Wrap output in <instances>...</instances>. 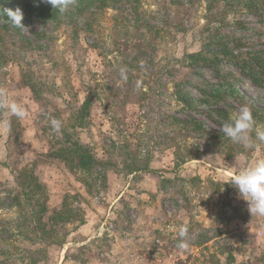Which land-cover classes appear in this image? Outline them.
Segmentation results:
<instances>
[{"label": "rangeland", "instance_id": "374dc122", "mask_svg": "<svg viewBox=\"0 0 264 264\" xmlns=\"http://www.w3.org/2000/svg\"><path fill=\"white\" fill-rule=\"evenodd\" d=\"M102 1L92 17L76 15V34L67 19L23 16L20 29L0 16V89L28 112L20 120L0 111V264H264V217L251 216L231 185L264 160V145L246 149L221 131L241 100L255 105L263 118L256 124L264 127V82L257 85L239 66L264 53V0H136L131 11L124 0ZM3 9H20V2L0 0ZM223 45L239 64L185 62L186 53L200 50L208 59ZM229 71L232 92L222 86L221 97L194 108L177 100L179 90L198 98L207 85L220 86L219 74ZM85 97L90 111L72 138L107 160L99 167L104 179L89 189L80 180L85 174L47 155L59 137L50 119L68 129ZM188 117L220 132L223 142L185 125ZM24 164L46 186L50 211L72 187L79 191L88 226L66 224L62 243H34L7 195ZM181 225L189 229L187 250L176 246Z\"/></svg>", "mask_w": 264, "mask_h": 264}, {"label": "trees", "instance_id": "16d2710c", "mask_svg": "<svg viewBox=\"0 0 264 264\" xmlns=\"http://www.w3.org/2000/svg\"><path fill=\"white\" fill-rule=\"evenodd\" d=\"M18 1L20 2L19 10L22 12L23 16H32L37 20L44 21H61L67 19L72 22L74 34H76L78 30H81L76 23V15L83 16V20L88 16L92 17L94 12L102 6L103 2L102 0H77L76 4L62 16L53 9L46 0ZM134 2H136V0H124L126 7L129 8L126 9V11L132 10L131 5ZM84 22L85 27L88 28L91 21L87 20ZM221 49L223 53L212 52L211 57L208 59L203 56L200 50L186 53L185 56L187 60L185 62L190 64L195 61L198 65L203 66L219 62L224 58H229L232 59L235 64H239V57L233 54L232 49H226L225 45L221 46ZM227 53L231 55L226 57ZM241 61L243 65L239 64V66H244V68L248 70V75L257 85L264 82V53H253L250 57L242 58ZM232 75L230 71L220 73L219 77L224 79L223 83L220 86L215 84L207 85L205 89L200 91L201 96L199 95L198 98H194L180 90L176 98L178 101L186 104V107L189 106L194 108L198 103L202 104L208 101L210 97H221V89L227 88L231 90V92L233 91L231 83L226 80ZM222 86H224V88ZM30 87L33 88L32 85H30ZM90 100L91 97H85L81 105L76 109V112L70 113L69 117L72 123L68 125V129H61L59 137H56L57 139L52 142L51 148L47 152V155L59 158L71 173L85 174L80 180L88 189L91 186H95L97 181H102L104 179L105 173L100 171V168L104 167L107 162V160L97 157L87 145L81 144L77 139L73 140L72 138L74 133H76V129L84 125V116L88 115L90 111ZM242 106L250 108L256 122L258 120H263L257 112V108L251 102L241 100V107ZM224 112L225 111H220L218 114L224 119H228V113ZM262 115L264 117V113ZM187 123L195 130L217 138L220 143L223 142L221 133L208 129L204 126L202 121L193 117H188V120L185 121L184 124L186 125ZM253 136L255 135L253 134ZM30 165L24 164L16 170L15 187L8 191L7 195L10 196L11 204L18 210L19 217L21 218V227H31L30 231H33L37 236L38 241H34V243H40L42 247L48 244L62 243L60 231L64 225H71V228L74 229L84 223V217L80 206L77 205L83 202V197L79 191L72 187L71 190L64 195L61 208L50 211L47 207L48 193L46 191V186ZM130 168H132L130 172L138 169L137 165H133ZM39 251H44V248H36L33 252ZM5 253L7 252L5 251ZM33 261V264H35L36 259Z\"/></svg>", "mask_w": 264, "mask_h": 264}, {"label": "clouds", "instance_id": "9594fccd", "mask_svg": "<svg viewBox=\"0 0 264 264\" xmlns=\"http://www.w3.org/2000/svg\"><path fill=\"white\" fill-rule=\"evenodd\" d=\"M46 2L63 16L76 4L77 0H46ZM4 15L8 17L6 23H10L15 28L24 29L23 14L19 9L15 11L12 9L0 10V16ZM120 78L124 81L127 80L126 69H120ZM139 87L140 85L137 84V88ZM0 111L20 120L28 116L25 108L15 100L10 101L3 89H0ZM3 123L9 124L8 121ZM50 125L53 132H60L62 129V121L59 119L51 118ZM221 131L232 142L240 144L246 149H255L264 145V127L257 126L252 112L247 106H242L234 118L224 122ZM252 133H255V139H253ZM231 185L237 189L239 196L247 202L251 216L264 217V160L246 167L239 174L233 176ZM188 231L187 225H181L178 228L177 248L181 250L189 248Z\"/></svg>", "mask_w": 264, "mask_h": 264}, {"label": "crops", "instance_id": "0c3cea01", "mask_svg": "<svg viewBox=\"0 0 264 264\" xmlns=\"http://www.w3.org/2000/svg\"><path fill=\"white\" fill-rule=\"evenodd\" d=\"M8 127H9V124L8 125H5V133H6L5 134V160H6V157L8 155V153H7V143H6L7 142V139L6 138L8 137V131H7ZM26 132L30 134V132H28V131H26ZM12 173L13 172H11L10 168L8 167V163H5V174H7L5 176V179H7L8 182L9 181H12V179L14 178V176H13ZM86 221H88V219H86ZM92 221H90V222H92ZM86 226H88V222L87 223L84 222L83 224H81L79 226V231L82 230V229H84Z\"/></svg>", "mask_w": 264, "mask_h": 264}]
</instances>
